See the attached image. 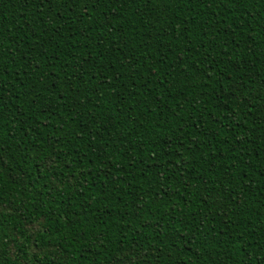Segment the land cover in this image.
<instances>
[{
  "label": "trees",
  "instance_id": "16d2710c",
  "mask_svg": "<svg viewBox=\"0 0 264 264\" xmlns=\"http://www.w3.org/2000/svg\"><path fill=\"white\" fill-rule=\"evenodd\" d=\"M0 264H264V0H0Z\"/></svg>",
  "mask_w": 264,
  "mask_h": 264
}]
</instances>
